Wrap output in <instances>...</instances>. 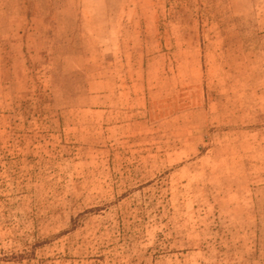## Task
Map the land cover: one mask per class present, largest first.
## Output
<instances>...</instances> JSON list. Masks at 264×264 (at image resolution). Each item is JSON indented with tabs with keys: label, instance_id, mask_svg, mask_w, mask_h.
I'll list each match as a JSON object with an SVG mask.
<instances>
[{
	"label": "rangeland",
	"instance_id": "rangeland-1",
	"mask_svg": "<svg viewBox=\"0 0 264 264\" xmlns=\"http://www.w3.org/2000/svg\"><path fill=\"white\" fill-rule=\"evenodd\" d=\"M0 264H264V0H0Z\"/></svg>",
	"mask_w": 264,
	"mask_h": 264
}]
</instances>
